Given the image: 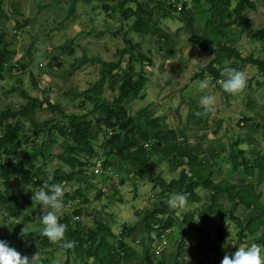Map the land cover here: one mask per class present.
Here are the masks:
<instances>
[{"label":"trees","instance_id":"1","mask_svg":"<svg viewBox=\"0 0 264 264\" xmlns=\"http://www.w3.org/2000/svg\"><path fill=\"white\" fill-rule=\"evenodd\" d=\"M150 1L151 4L147 2L138 5L136 11L127 7V1H124L120 8L114 6L111 9L109 3L104 1L100 5L111 19H116L118 12L125 22L134 18L130 28L143 35L156 36L155 39L158 43L162 39L169 42L171 36L158 24L152 31L154 21L157 23L158 20L167 19L175 12L186 21V25L199 18L198 25L201 27L198 31L191 30L194 38L191 48L189 47V53H193L192 47L197 44L199 45L197 48L214 54L208 66L202 67V72L195 75L197 78L204 79L205 73L210 72L212 75L211 84L214 87H217V81L222 79L220 70L226 62L236 68L240 67V63H250L264 72V61L255 56L256 50H253L248 56L242 57L239 49L233 45L239 40L238 37L241 38L242 33H247L251 42L255 40L264 48V28L252 29L249 25L250 21L246 18L249 10H256L259 0H237L234 5L232 0H192L191 7L187 1H183L179 9L176 4L170 2L166 4L165 10L163 9V0ZM3 4V0H0V19L4 15ZM155 13L157 16L153 17ZM17 14L22 15L17 10V13L13 12L12 17L15 19V29L20 31L29 25V20L21 22L17 20ZM234 26L239 28L237 32L233 31ZM17 31L14 32L18 33ZM6 36L4 31H0V79H4V72L10 74L13 70H20L16 65L6 61V55L10 49ZM128 41V47L116 51L117 59L106 64V69L101 71L100 79L86 91V95L82 98L80 107L92 104L88 114L67 113L60 103H52L47 98L41 100L24 91H21V95L26 98V102L19 109L16 110L10 106L0 108V182L4 186L0 189V213L6 211L10 217L16 219L19 222L18 229L20 231L24 227L27 234L21 235L22 243L32 240L31 246L34 247V251L43 252L57 246V243L51 242L40 232L42 211H47V209L42 210V205L33 202V193L31 192V190L43 186V181L48 178L45 175L46 168L43 165L37 166L38 156L33 154L44 144V142H38L39 135L43 133L42 129L45 130L46 127H49V146L56 142V135H60L64 148V152L56 156L59 165L52 173L49 183L62 185L64 182H76L88 171L92 172V177L100 176L108 179L110 178V173L107 172L109 170L116 172L119 175L120 183H123L132 170L156 183L155 188L159 186L156 195L158 204L155 205V202L151 208L143 210L139 214L141 219L138 224L132 226L124 224L118 237L110 226L100 219H96L94 226L87 228L83 226L81 215L84 209L87 212L86 207L91 203L90 198L86 197V190L78 188L74 194H64V210L60 220L66 225V237L75 241V244L73 247L63 250L67 253H74L79 259L77 264H125L136 254V251L129 247L127 239L146 250L143 254L145 255L143 264H154L155 262L157 264H209L211 255L214 257L212 264H220L224 256L220 255L219 245L216 243L227 237L221 225L217 236L209 235L205 241L203 233L199 229L200 225H192L194 224V211L189 210L183 219L179 220L176 216L178 208H171L167 204L168 198L178 192L185 194L186 203H201L202 198L196 194L199 180L204 181L202 185L205 189L213 190L214 193L211 203L209 202L210 207L205 209L208 202L204 200L206 203L204 202L202 205L203 208L198 212V216L200 214L204 218L209 212V216L215 215L224 219L228 214V208L217 203L218 194H221V198H226L238 206L242 205L247 210H255L246 225L238 222L240 226L239 241L246 238L248 243L260 240L264 244V206L254 181H247L248 177H255L257 168L247 160L245 150L239 148L240 140L238 138H235L231 147V151L234 152L237 159L232 158L229 153L218 157L219 152L216 148L220 145L215 148L216 151L212 150V158L218 159L220 162H217L218 170L223 171L222 164L229 163L231 160L230 175L227 177V173H224V179L214 183L213 178L220 172L215 174L216 167L205 166L208 162L200 160L197 153L202 146L200 140L192 144L193 141L189 142L183 133V139H179V134L175 129H171L164 121L165 116L156 115L152 107L143 108L135 115L129 114L127 101L146 97L144 90L148 76L143 71L139 77L137 76L136 63L149 61V57L143 52H138L139 44H132L131 40ZM130 51L134 53L136 59H129L126 63L127 67H122L123 57ZM69 52L72 53L73 50L69 48ZM53 60L57 59L53 58L51 62L49 61L50 67L53 66ZM57 64L60 65L58 62ZM5 66L8 68L6 69ZM19 67L26 69V64ZM106 81H108V88L113 95L111 99L103 96ZM115 89L118 90L117 95L113 93ZM190 104L189 120L198 117L197 112L200 110L198 100L192 99ZM44 106L52 112V118L40 123L37 111L43 109ZM208 114L209 112L205 116ZM14 120L18 121L15 123ZM24 120L31 125L27 130H25ZM198 127L204 128L205 125ZM100 133L104 135L103 142L99 146L102 147L103 153L96 152L94 148L97 143L96 137ZM217 133L218 131H215V134ZM201 138L200 136L199 139ZM12 151L22 158L17 159L16 164L13 163L16 154ZM151 151L157 154V158H152ZM41 155L48 159L46 153L42 152ZM93 157L100 158L102 162L101 168L96 169V172L92 170ZM119 158L125 163L131 162V168L123 170L116 162V159ZM160 158L169 162L171 173L182 167L176 172L177 177L166 181L161 177V174L152 175V171L159 166ZM19 175L24 182H27V185L32 187L28 192L19 189L17 193H14L10 188L11 179L17 178ZM234 175L239 178L240 182L232 181L231 178ZM100 195L101 192H98L96 198H100ZM70 202L72 206L66 211V206ZM35 219L39 220L36 223L38 231L30 228V224H33L32 221ZM167 229L169 231H166ZM187 230L197 231L196 237L200 241L188 248L185 247V231ZM0 234L2 233L0 232ZM138 234L140 241L136 238ZM154 236L159 240H168L160 254L154 252ZM175 243L177 244L176 251L167 254L166 249ZM15 247L17 248V246ZM237 247H239V242L232 248L228 245L222 251L225 254H230Z\"/></svg>","mask_w":264,"mask_h":264},{"label":"rangeland","instance_id":"2","mask_svg":"<svg viewBox=\"0 0 264 264\" xmlns=\"http://www.w3.org/2000/svg\"><path fill=\"white\" fill-rule=\"evenodd\" d=\"M103 1L108 2L111 9L114 6L120 8V5L127 1V7L133 11H136L140 4L152 3L150 0H3L4 15L0 19V31L6 33V41L10 46L6 61L16 65L17 69L20 70H13L10 74L4 72V79H0V108L10 106L16 110L19 109L26 102V98L21 95V91H24L32 97L41 100L47 98L52 103H60L67 113L88 114L92 104L86 107L79 106L82 98L86 95V91L100 79L101 71L106 69V64L117 59L116 51L128 47V40H131L132 44H139L138 52L145 53L149 57V61L136 63L137 76L139 77L142 71L148 76V82L144 90L146 97L144 99L128 100L129 114L135 115L143 108L152 107L156 115L165 116L164 121L171 129H175L179 134V139L182 140L183 134H185L189 142L193 141L192 144L200 140L202 146L199 149L200 151H197L200 160L208 162L205 166L213 165L216 167L215 174L220 172L213 178L214 183L222 181L226 173L228 177L231 173V160L229 163L222 164L223 171L218 170L217 162L219 161L212 158V150L216 151L217 149L220 156L229 153L234 158L235 155L231 151L230 145L232 143L231 137H236V133L237 136L246 134L248 137L245 139L254 142L250 137L255 132L249 130V126L245 127L246 123H242L244 118L252 117L253 125L259 126L260 132L264 130V128L262 130L264 118L252 114V111L248 108V106L255 105L256 99L264 106V72L255 65L250 67V65L245 64L243 71L246 74V79L252 78V76L255 79L248 82L251 85L250 89H246L247 92L244 94L243 92L239 93L238 98H234L236 93L232 94L224 91L219 80L217 81L218 86L213 88L209 76L205 78L209 80L210 87L206 90H200L196 87L200 78L195 77V75L202 72L201 67L208 66L214 54L203 49H197L199 45L196 44L192 47L195 52L189 53V56H180L177 59V55H175L176 52L178 54L179 48V50H182L183 47L191 48L194 38L191 30L198 31L196 23H198L199 18L197 22L194 19L186 25V21L182 19L180 14L175 12L167 19L158 20L157 23L154 21L152 31L158 24L161 29L171 36L169 42L162 39L158 43L155 39L156 36L143 35L130 28L134 18L125 22L119 12L116 14V19L109 18L100 5ZM183 1L190 4L192 0H163V9L165 10L166 4L170 2L176 4L179 9ZM232 2L234 5L237 0H232ZM191 6L192 4H190ZM17 10L22 13V15H16L17 20L21 22L29 20V25H26L20 31L15 29V19L12 17L13 12L17 13ZM156 16L155 13L153 17ZM246 18L250 21L249 25L252 29L262 28L264 26V1L259 0L256 4V10H249ZM238 30L239 28L234 26L233 31L237 32ZM199 34H201V31H199ZM198 37L201 36L198 35ZM238 38L239 40L234 42L233 45L239 49L242 57L248 56L253 50H256L255 56L264 59V49L261 50L262 46L255 40L251 42L247 33H242L241 38ZM198 44L201 43L198 42ZM211 45L214 46V44ZM69 48L73 50L72 53L69 52ZM135 53H137V50H135ZM53 58L57 60H53V66L50 67L48 64ZM131 58H135L134 53L127 52L123 57L122 67L126 68V63ZM25 64L26 69L19 67ZM240 65L243 64L240 63ZM5 67L8 68V66ZM105 86L103 96L111 99L113 95L108 88V81L105 82ZM252 89H254V94L251 92ZM205 92L215 94L216 105L214 110L210 111L208 116H205L206 113H203L200 107L198 117L189 120L191 100H199V97ZM113 93L117 95L118 90L115 89ZM246 95H251V98L242 99ZM230 100L232 101V107L236 109L235 113H230L228 110ZM227 112L230 113L229 117ZM37 114L40 123L52 118V112L45 106L43 109L38 110ZM14 121L16 123L18 120ZM248 123L250 124V121ZM199 125H205V127H198ZM228 125L232 127L229 133L225 131ZM30 127V123L26 121L25 130ZM42 130L43 133L39 135L38 142H44V144L42 148L36 149L33 155L38 156L37 166L43 165L46 168L45 175L48 176L49 172L53 173L59 165L56 156L64 152V148L60 135H56V142L49 146L50 129L46 127L45 130ZM215 131H218V133L215 134ZM30 133L32 134V132ZM200 136L201 139H199ZM254 137L259 141L264 140V137L259 135L258 132ZM103 138L104 135L101 133L96 137L97 143L94 148L98 153H103L102 147H99L103 142ZM221 143H226L224 149L219 146ZM217 146L219 147L216 148ZM252 146L254 145H250L249 142L240 144V148L247 152V160L257 168L255 177H248L247 181L253 180L258 191L261 188V199L262 197L264 199V144H260L261 149L254 146L255 149ZM42 152L48 155V159L42 157ZM12 153H15V151H12ZM150 153L152 158H157L155 152L151 151ZM15 156L14 164L20 158L18 154ZM93 159L92 170L96 172V169L101 168L102 162L98 157H93ZM116 162L123 170L131 168V162L125 163L120 158L116 159ZM260 162L263 164L261 167L263 172L260 173L262 178L258 179L260 172L258 171V168H260L258 165ZM158 164L159 166L152 171V175L161 174V177L166 181L177 177L176 172L182 169L180 167L176 172L171 173L169 162L162 160V158L158 160ZM233 165L235 166L234 162ZM107 172L110 173L108 179L100 176L92 177V172L88 171L85 175L80 176L78 181L64 182L62 186L64 194H74L78 188L86 190V197L90 198L91 203L86 207L87 212L84 209L81 215L85 228L94 226L96 219H100L106 222L118 237L124 224L130 226L138 224L141 219L139 214L143 210L146 211L151 208L155 202V205L158 204L156 195L159 186L155 188L156 183L132 170L123 183H120L119 175L116 172L112 170ZM22 179L21 175L11 179L10 188L14 193H17L19 189L26 192L32 189ZM231 179L233 182H240L237 176H232ZM203 182V180H199V188L196 190V194L202 198L201 203H185L183 208L177 209V218L181 220L189 210L194 211V224L192 225H200L199 229L203 233L205 241H207L209 235L211 237L217 236L221 225L227 237L215 243L219 245V253L222 257L225 255L222 250L228 245L231 248L237 242H239V247L249 245L251 242L248 243L246 238L242 241L238 239L240 228L238 222L246 225L255 210H247L242 205L238 206L236 203L220 197L217 199V203L228 207V214L225 215L224 219L215 215L209 216V212L206 217L203 218L200 214L199 217L198 212L203 208L204 200L208 202L205 206L207 210L210 207L214 193L213 190L205 189L202 185ZM3 187L0 182V189ZM98 192H101V195L97 199ZM261 202L264 206V200H261ZM70 206H72L71 202L66 206V211ZM7 215L6 211L0 213V232L2 233L0 239L6 240L11 246H17L22 255L26 254L31 257L36 253L38 264H65L67 262L77 264L79 262L74 253L65 252L59 244L52 250L34 251V247L31 246L32 240L22 243L21 231L18 229L19 222ZM38 221L37 219L33 220L30 228L38 231L39 228L36 224ZM197 235L198 233L195 230L185 231L186 248L200 242L197 240ZM136 238L140 241L139 234ZM167 242V239L159 240L154 236L155 254H157L156 247L158 244ZM127 243L129 247H132V250L136 251V254L130 260H127L125 264H143L145 260L143 254L146 250L137 243L130 241V239H127ZM252 243H257L264 249L262 241L255 240ZM176 249L177 244L175 243L166 249V253L171 254ZM213 261L214 257L211 255L209 264H212Z\"/></svg>","mask_w":264,"mask_h":264},{"label":"clouds","instance_id":"3","mask_svg":"<svg viewBox=\"0 0 264 264\" xmlns=\"http://www.w3.org/2000/svg\"><path fill=\"white\" fill-rule=\"evenodd\" d=\"M179 49L178 54L177 52L175 54L177 59L180 56H189V48ZM220 71L222 76L220 83L224 91L235 94L246 86V74L242 69L233 67L226 62ZM196 87L200 90L208 89L210 87L209 80L200 79ZM198 104L203 113L213 111L216 105L215 94L205 92L199 97ZM51 176L52 173L49 172L48 178L43 181V186L31 190L33 202L42 205V210L47 209V211H42L40 232L51 242L59 244L62 249L71 248L75 241L66 237V225L60 220L64 210V189L60 183H49ZM185 203L186 196L182 192L170 196L167 200V204L171 208H183ZM23 234H27L24 227L21 229V235ZM0 264H38V259L36 253L31 257L26 254L22 255L15 246L0 239ZM220 264H264V249L257 243L237 247L230 254L226 253Z\"/></svg>","mask_w":264,"mask_h":264},{"label":"crops","instance_id":"4","mask_svg":"<svg viewBox=\"0 0 264 264\" xmlns=\"http://www.w3.org/2000/svg\"><path fill=\"white\" fill-rule=\"evenodd\" d=\"M196 21V20H195ZM197 22V21H196ZM197 24V28L199 29L200 27H201V25H198V23H196ZM262 28H264V26L262 27ZM264 48L262 47L261 48V50H263ZM261 60H263L264 61V59H262L261 58ZM211 61V60H210ZM210 61H209V63H210ZM243 65L241 66L240 65V67H239V69H242L243 70V68H244V63H242ZM246 65H250V67H252V66H254V65H252V64H250V63H246ZM216 66V65H215ZM202 68V67H201ZM264 70V69H263ZM205 75L206 76H209V77H211V81H212V75L210 74V72H206L205 73ZM205 76V77H206ZM248 76H249V74H248ZM250 76H252V75H250ZM204 77V78H205ZM250 78L251 77H249L248 79H246L247 80V83H246V86L242 89V90H240L239 92H237L236 93V96L234 97V98H238V94L239 93H242L243 92V94L245 93V92H247V90L246 89H250V87H251V85L248 83L249 81H253L254 79H255V77L254 76H252V78H251V80H250ZM213 88H216V87H214L213 86ZM251 92H252V94H254V89H252L251 90ZM244 98H251V95H246V96H244V97H242V99H244ZM256 98V97H255ZM249 101V100H248ZM229 112L230 113H232V112H236L235 110L236 109H234L233 107H232V101L230 100L229 101ZM243 105V104H242ZM244 105H245V102H244ZM248 108H249V110L250 111H252V114H256L257 115V117H259V118H264V106L261 104V102L260 101H258L257 99H256V103H255V105H253L252 107H249L248 106ZM229 112H227V115H228V117L230 116V113ZM244 120H246V121H244ZM250 121V124L248 123ZM242 123H246V128H247V126H249V130H251V131H254L255 133V135H256V133L258 132L259 133V135H262V137H264V130H263V128H264V126L262 127V132H260V130H259V126H256V125H253V123H254V121L252 120V117L251 118H246V119H243V122ZM264 123V122H263ZM230 128V129H229ZM228 129V130H227ZM232 129V127L230 126V125H228L227 127H226V130L225 131H227V133H229V130H231ZM253 133H252V137H250V138H252V141H254V142H250V141H247L245 138L246 137H248V135H246V134H243V135H240V136H237V133H236V137H231V140H232V143H231V145H230V147H232V144H234L233 143V141L235 140V138H238L239 140H240V144H243V142H249L250 143V145H254V146H256L257 148H259V149H261V146H260V144H264V140H261V141H259L257 138H255ZM225 144L226 143H221V145L220 146H222V148L224 149V147H225ZM240 144H239V148H240ZM254 146H252V148H255ZM241 149H243V148H241ZM256 149V148H255ZM247 153V152H246ZM235 155V154H234ZM247 155V154H246ZM220 156V154H218V157ZM235 159H237L236 157H234ZM258 166H260V168H258V171H260L259 172V176H258V179H260V178H262L261 176V174H262V172H263V169L261 168L262 166H263V164L260 162L259 163V165ZM261 173V174H260ZM255 175H256V173H255ZM234 177H236L235 175H234ZM260 190H261V188H259ZM259 190V193H260V196L262 195V190L260 191ZM220 195V196H219ZM264 195V194H263ZM221 197V194H218V199ZM262 200H264L263 199V197H262ZM228 208V207H227Z\"/></svg>","mask_w":264,"mask_h":264},{"label":"built area","instance_id":"5","mask_svg":"<svg viewBox=\"0 0 264 264\" xmlns=\"http://www.w3.org/2000/svg\"><path fill=\"white\" fill-rule=\"evenodd\" d=\"M166 231H169V230L167 229ZM164 245L165 244H162V243L161 244H158V246L156 247L157 248V252H156L157 254H160L161 250L164 249Z\"/></svg>","mask_w":264,"mask_h":264}]
</instances>
